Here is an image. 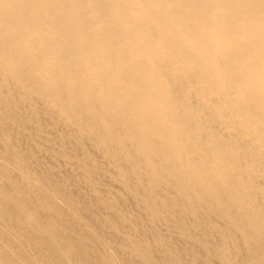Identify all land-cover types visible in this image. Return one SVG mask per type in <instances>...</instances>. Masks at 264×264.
<instances>
[{"label":"bare ground","instance_id":"6f19581e","mask_svg":"<svg viewBox=\"0 0 264 264\" xmlns=\"http://www.w3.org/2000/svg\"><path fill=\"white\" fill-rule=\"evenodd\" d=\"M0 264H264V0H0Z\"/></svg>","mask_w":264,"mask_h":264}]
</instances>
